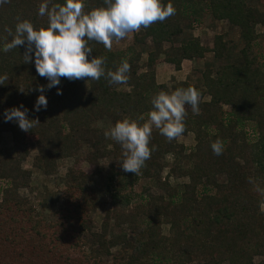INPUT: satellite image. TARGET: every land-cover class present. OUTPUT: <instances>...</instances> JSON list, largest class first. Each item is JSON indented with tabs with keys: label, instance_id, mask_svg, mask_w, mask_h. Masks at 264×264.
Here are the masks:
<instances>
[{
	"label": "trees",
	"instance_id": "16d2710c",
	"mask_svg": "<svg viewBox=\"0 0 264 264\" xmlns=\"http://www.w3.org/2000/svg\"><path fill=\"white\" fill-rule=\"evenodd\" d=\"M41 2L8 0L0 5V46L10 41L5 29L14 33L18 19L29 20L37 29L47 26V16L37 14ZM63 2L51 0L49 6ZM169 2L175 14L132 32L135 45L128 53L89 42L93 51L88 58H106V71L129 62L126 84L110 85L103 76L61 77L58 86L43 93L48 104L40 111L34 105L41 93L33 92L31 85L46 78L37 74L34 57L24 63L26 43L0 51V76L7 77L0 84V133H10L17 147L15 155L0 159V181L7 180L0 191V264H57L71 249L83 252L93 264H264V66L250 57L264 13L248 0H162ZM100 6L103 0H85L83 11ZM205 13L240 29L244 48L237 57L223 34L215 37L213 48L193 35L175 46L188 25ZM166 44L170 47L164 50ZM145 53L148 59L142 62ZM209 53L221 65L207 66L199 83L170 88L157 82L160 55L179 71L185 60H202ZM189 86L201 93L198 114L185 105L182 135L194 133V149L178 139L169 141L158 129L149 142L155 149L140 174L119 170L123 149L104 132L126 117L143 115L145 120L151 98L160 91ZM57 87L62 95H57ZM21 104L28 117L37 120L27 132L15 121L4 120L6 109ZM224 106L229 111H223ZM217 139L223 144L220 155L211 149ZM33 148L37 153L32 169H24ZM168 155L173 158L170 165ZM68 158L81 160L90 170L77 163L68 170L63 207L49 221L20 190L30 188L33 169L51 176ZM104 159L113 161L102 163ZM142 179L152 181L161 194L146 188L137 197L135 187ZM107 204L111 209L96 230L91 211ZM86 247L90 254H85Z\"/></svg>",
	"mask_w": 264,
	"mask_h": 264
},
{
	"label": "clouds",
	"instance_id": "9594fccd",
	"mask_svg": "<svg viewBox=\"0 0 264 264\" xmlns=\"http://www.w3.org/2000/svg\"><path fill=\"white\" fill-rule=\"evenodd\" d=\"M8 0H0V5ZM51 0H42L38 15L47 16L46 27L35 28L29 20H17L14 33L5 29L10 41L0 46V51L7 53L26 43L24 63L33 62L39 76L45 77L48 84L40 85L34 110L47 108L48 100L45 87L51 89L61 83V77L69 80H99L102 76L110 85L126 84L129 79L130 64L123 60L115 71L105 68L104 57H88L93 48L90 41L102 43L111 50L113 41H120L129 33L138 32L141 27L147 28L159 21L163 22L175 14L172 3L163 4L162 0H103V6L84 12L85 0H64L63 4L50 5ZM6 76H0V84ZM57 87V95H62ZM200 91L189 86L174 91H160L151 98L152 110L147 113V120L141 115L138 119L124 118L118 120L104 132L106 138L119 143L123 149L121 167L124 172L140 174L145 162L150 158L155 146H149L153 126L169 141L179 139L185 132V105L191 106L194 114L199 112ZM4 120L15 121L22 131H29L37 120L28 117V109L22 104L19 107L6 109ZM139 120H144L139 123ZM215 155L222 154L223 144L217 139L211 143ZM260 190V189H258ZM264 211V202L261 203Z\"/></svg>",
	"mask_w": 264,
	"mask_h": 264
},
{
	"label": "rangeland",
	"instance_id": "374dc122",
	"mask_svg": "<svg viewBox=\"0 0 264 264\" xmlns=\"http://www.w3.org/2000/svg\"><path fill=\"white\" fill-rule=\"evenodd\" d=\"M248 4L250 6L258 8L262 13H264V0H248ZM257 32L259 34V38L256 44L252 48V52L250 57L256 60L258 65L264 66V26H257ZM223 34L225 39L230 43L231 48L234 50V56L237 57L240 54L241 49L244 48V42L240 36V29L237 27H233L228 22H221L215 20L212 15L209 13H205L203 18L198 22H192L191 25H188V29L185 33L179 37V40L175 43V46L178 47L180 42L183 39L193 35L198 37L204 46L213 48L214 40L217 35ZM150 44V41L148 42ZM135 45V34L129 33L127 37L120 41H113V45L111 50L113 51H122L128 53L131 48H134ZM170 47L169 44L165 45V49ZM141 49V48H140ZM139 49V50H140ZM237 55V56H236ZM148 55L147 53L143 54L142 62L147 61ZM220 67V63H217L214 60V56L212 53L206 55L205 59L188 61L185 60L182 63L181 70L177 71L173 64L167 63L165 61V56L160 55L159 63L155 66L156 72V80L159 84L168 85L170 88H176L179 84L183 82H189L192 84L199 83L202 80V74L205 71L207 66ZM48 80L46 79L43 82H39L31 85V90L37 94H39L36 89L40 85H47ZM47 90V87H45ZM209 97L205 98V101H209ZM223 111H229L228 107H223ZM147 120V117L146 119ZM153 126V131H156ZM180 144L186 146L188 150L194 149L196 145L195 135L194 133H189L187 135H181L178 139ZM17 147L14 145L12 140V135L10 133H0V159L5 157L7 154H16ZM37 151L33 148L32 154L22 165L24 169H32V162L36 155ZM169 165L172 163L173 158L171 155L166 157ZM81 160H76L73 158H68L60 162V165L56 172L51 176L44 175L41 171L37 169H33L34 174L31 180V186L29 189H21L20 194L23 198L27 199L29 202L33 203L37 212L41 217L48 219L49 221L54 219V214L57 210L63 207V197H64V189H65V175L68 170L75 166L77 163L86 171H89L90 168L86 163H81ZM113 160L104 159L102 163H111ZM117 167L119 170H123L121 167V162H117ZM170 167H166L163 176L165 177L168 173V169ZM172 183H174L175 179H171ZM7 184V180L0 181V191ZM146 188H150L154 193L161 194V191L155 187L154 183L150 180L142 179L139 184L135 187L136 196L142 195L143 191ZM111 207L109 204L103 205L100 208H97L91 211V220L94 223L95 229L98 230L102 223V218L105 217L108 210ZM264 213V211H263ZM169 227L164 226L163 230L168 232ZM115 232H119V230H115ZM85 254H90L91 251L88 247L83 249ZM116 252V249H113V253ZM109 261L108 259H106ZM261 258H256V262H259ZM57 264H93L92 261H87L85 255L81 251L76 250H67L64 251L57 258ZM195 264V263H192ZM228 264V263H224Z\"/></svg>",
	"mask_w": 264,
	"mask_h": 264
}]
</instances>
